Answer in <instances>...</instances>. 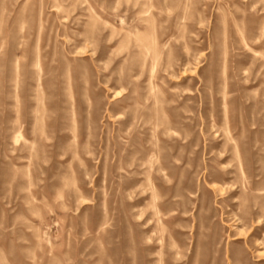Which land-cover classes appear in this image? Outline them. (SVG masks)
Here are the masks:
<instances>
[{"label": "rangeland", "instance_id": "374dc122", "mask_svg": "<svg viewBox=\"0 0 264 264\" xmlns=\"http://www.w3.org/2000/svg\"><path fill=\"white\" fill-rule=\"evenodd\" d=\"M0 264H264V0H0Z\"/></svg>", "mask_w": 264, "mask_h": 264}]
</instances>
